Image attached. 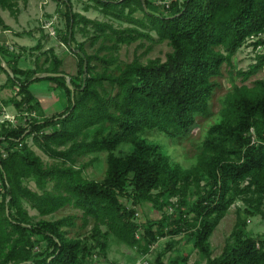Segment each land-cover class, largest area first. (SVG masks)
<instances>
[{"label":"trees","instance_id":"trees-1","mask_svg":"<svg viewBox=\"0 0 264 264\" xmlns=\"http://www.w3.org/2000/svg\"><path fill=\"white\" fill-rule=\"evenodd\" d=\"M19 1L27 2L0 0V10L15 15ZM56 1L66 6L67 26L60 39L77 57L75 74L60 69L62 60L55 55L47 67L23 69L5 59L11 52L0 44V70L21 95L14 100L18 111L42 112L29 88L36 80L47 79L65 97L64 107L50 116L24 125L0 124V264H91L95 244H88L87 236L66 235V228L75 224L73 215L33 220L23 201L41 216L65 205L81 210L84 224L93 219L89 237L102 249L101 225L106 234L141 253L160 238L185 233L205 264H264V235L250 236L241 226L234 228V240L219 255L212 257L209 249V236L234 197L253 192L259 200L264 193V80L254 93L235 87L220 119L206 130L198 162L188 169L160 143L143 137L147 132L176 137L188 130L196 114H206L221 64L251 37L258 36L252 44L262 51L239 73L247 79L264 66V37L259 36L264 33V0H170L161 6L150 0H91L103 16L132 25L124 28L73 12L70 0ZM136 12L142 16H134ZM6 26L0 13V27ZM76 27L81 34L93 29L92 44L102 38L110 45L101 44L90 54L83 42L75 48ZM152 33L171 47L164 60L143 63L134 57L117 66L118 73L108 71L113 56L100 55V50L141 38L154 40ZM95 60L104 64L102 69ZM6 103L0 100V109ZM30 135L51 163H44L27 144ZM122 143H130V151L115 153ZM100 152L107 153L104 177H85L79 158ZM203 176L207 181L201 186ZM28 178L38 190L25 183ZM243 181L247 185L239 188ZM187 193L195 198L188 199ZM163 195L179 198L175 204ZM121 198L133 206L150 201L162 215L140 223ZM165 206L173 211L167 213Z\"/></svg>","mask_w":264,"mask_h":264},{"label":"rangeland","instance_id":"rangeland-1","mask_svg":"<svg viewBox=\"0 0 264 264\" xmlns=\"http://www.w3.org/2000/svg\"><path fill=\"white\" fill-rule=\"evenodd\" d=\"M150 1L158 6H161L165 2H170V0ZM70 2L73 12L83 14L87 18L109 22L117 28L132 26L124 21L103 16L92 5L93 2L91 0H70ZM65 10V4L56 0H27L26 3L19 1L18 10L15 15H12L8 10H1L0 13L4 20L12 25L14 30H18L16 32L18 36L12 33L8 40H3L0 37V44L11 52V54L5 56V59H8L11 63L15 61L14 64H18L23 69H28L35 67L36 64L47 67L55 55L62 60L60 69L71 75L75 74L77 71V57L71 52L68 45L65 42H61L60 39V36L66 31L67 26L64 14ZM134 16L141 17L142 14L136 12ZM51 30L53 31L52 34L49 33ZM92 30L90 29L89 33L81 34L78 31V27H76L75 39L71 42L72 45L77 48L78 43L83 42V46L89 54L97 52L101 44L110 45V43L103 41L102 38H98L92 44L90 39L94 33ZM152 35L154 40L141 38L130 44H119L112 50H100V55L106 54L108 56L112 54L113 56V62L108 64V71L118 73L117 66H123L125 62L131 61L134 57H137L143 63L153 58L164 60L171 47L167 41H158L157 36L153 33ZM0 36H2L1 33ZM259 36L264 37V33ZM257 38L258 36L249 38L231 55L229 61H223L219 75L214 77L217 81V86L209 97L207 113L196 114L193 124L187 131L173 138H165L153 132H147L143 137L150 142L160 143L163 150L169 153L175 161L179 162L183 169L194 166L198 162L199 155L202 152V141L207 128L220 119L227 99L233 93L235 87L245 88L248 93H254L259 86V81L264 80V66L251 74L247 79H242V75L239 73L240 71L247 70L250 64L255 63L256 55L262 51V46L258 45L254 47L252 44ZM219 49L223 51L222 47H219ZM45 58L50 61L46 62ZM93 63L97 69L103 68L104 64L99 60H95ZM6 82L7 74L3 70H0V100L7 102L0 109V124L4 121L3 123L8 122L13 126L18 124L24 125L34 117L50 116L64 107L62 99H58V92L51 87L50 81L40 79L37 80L38 83L33 81L30 84V88L35 92L36 99H38L37 97H44L43 103L47 106L44 107L43 105V108L40 104L42 112L38 110L28 111L27 109L18 111L14 106V100L20 99L21 95L18 94L16 86L9 85ZM38 89L44 92L39 94L36 92ZM25 105L23 104V107ZM87 137L89 138V134ZM26 142L44 163L48 164L53 161L52 158L33 144L31 135L27 136ZM130 149V143H122L114 152L124 154L129 152ZM106 154V152H100L98 154H87L79 158L77 164H85L83 175L90 179L101 180L104 177L106 169ZM206 181L205 176L201 177L200 185L203 186ZM25 183L31 189L38 190L32 178L26 179ZM245 185H247V181L240 183L239 188ZM233 192L234 190L231 189L230 193ZM260 195L261 198L259 200L257 198L259 196L258 193L253 192L239 193L234 197L226 213L209 236V249L212 257L221 253L227 241L232 242L234 240V236L232 235L234 228L241 226L248 235L262 238L264 235V193ZM186 196L191 200L195 198L191 193H187ZM162 198H168L169 201L176 204L179 196L173 195L168 197V195H163ZM121 199L126 206L134 208L135 219L140 223L156 221L162 215V211L157 209L150 201H143L133 206L130 200L126 198ZM22 206L28 211L33 220L40 218L57 219L65 215H73L75 224L66 228V235L81 238L87 236L88 244H95L90 253L92 256L91 264H142L140 263L142 261H147L148 264H158V260L163 264H173V260L178 258L182 260L183 264H205L206 261L204 255L193 246L192 240L185 233L174 237L165 236L160 238L145 253H141L137 249L130 248L124 244L111 233L108 232L106 234V227L101 225L99 227L100 241H104L105 244V247L102 249L99 247L100 245L97 241L89 237L92 233L93 219L89 218L84 224L81 210L71 205H65L49 215L41 216L27 202L23 201ZM163 210L170 214L173 208L172 206H165ZM169 241H175V244L171 248L167 246ZM44 244V241L41 242L42 246Z\"/></svg>","mask_w":264,"mask_h":264},{"label":"crops","instance_id":"crops-1","mask_svg":"<svg viewBox=\"0 0 264 264\" xmlns=\"http://www.w3.org/2000/svg\"><path fill=\"white\" fill-rule=\"evenodd\" d=\"M1 11V10H0ZM2 16V15H1ZM12 17H14V16H12ZM3 18V17H2ZM15 19V18H14ZM3 20H4V18H3ZM4 22H5V24L7 25L6 26V28H2V27H0V33L2 34V36H0L3 40H8L9 38H10V35L12 34V33H14V34H16V32L18 31V30H14V28H13V26L12 25H10V24H8V22H6L5 20H4ZM18 33H20V32H18ZM16 36H18L17 34H16ZM0 38V39H1ZM35 83H38L37 82V80L36 81H34ZM30 88V87H29ZM30 90H31V88H30ZM48 90V89H47ZM32 91V93L34 94V96L36 97V94H35V92L33 91V90H31ZM55 91H57V90H55ZM36 92H38L39 94L41 93V92H44V91H41V89H38ZM58 92V95H57V97H59L58 99H62L61 101H63V104L62 105H64L65 104V97H64V95L60 92V91H57ZM38 99V101L40 102V104L42 105V107H43V105H44V97H37ZM45 106H47V105H44V107ZM43 107V108H44ZM62 109V108H61ZM55 110V109H54ZM60 110V109H59ZM58 110V111H59Z\"/></svg>","mask_w":264,"mask_h":264},{"label":"built area","instance_id":"built-area-1","mask_svg":"<svg viewBox=\"0 0 264 264\" xmlns=\"http://www.w3.org/2000/svg\"><path fill=\"white\" fill-rule=\"evenodd\" d=\"M49 33L52 34L53 31L51 30ZM140 263H142V264H147V261H142V262H140Z\"/></svg>","mask_w":264,"mask_h":264},{"label":"water","instance_id":"water-1","mask_svg":"<svg viewBox=\"0 0 264 264\" xmlns=\"http://www.w3.org/2000/svg\"><path fill=\"white\" fill-rule=\"evenodd\" d=\"M3 65H4V67L8 70L7 65H6V64H3ZM48 74H60V73H48Z\"/></svg>","mask_w":264,"mask_h":264}]
</instances>
